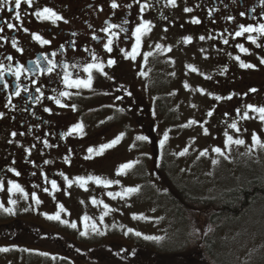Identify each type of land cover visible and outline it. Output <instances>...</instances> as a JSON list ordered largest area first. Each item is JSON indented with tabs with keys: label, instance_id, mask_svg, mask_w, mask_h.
Instances as JSON below:
<instances>
[{
	"label": "flooded vegetation",
	"instance_id": "1",
	"mask_svg": "<svg viewBox=\"0 0 264 264\" xmlns=\"http://www.w3.org/2000/svg\"><path fill=\"white\" fill-rule=\"evenodd\" d=\"M44 9L60 19L36 15ZM16 11L14 3L0 10V249H7L5 258L30 260L27 264L129 261L123 243L85 239V230L69 224L79 231L72 236L62 219H50L54 216L42 208L59 188L61 170L109 153L90 154L93 146L85 153V104L96 96L113 103L109 112L115 120L124 126L126 118L133 125L138 121L150 135L162 100L152 89L168 87L170 70L152 48L142 53L140 44L149 40L146 28H174L185 40L205 42L216 52L219 68L211 80L228 86L231 96L219 118L235 124L239 114L261 116L264 0H175V6L171 0H33L31 7L21 4L20 20ZM128 60L150 105L130 81ZM99 134L93 132L91 142Z\"/></svg>",
	"mask_w": 264,
	"mask_h": 264
},
{
	"label": "rangeland",
	"instance_id": "2",
	"mask_svg": "<svg viewBox=\"0 0 264 264\" xmlns=\"http://www.w3.org/2000/svg\"><path fill=\"white\" fill-rule=\"evenodd\" d=\"M145 30L149 40L141 42L140 51L152 48L160 63L170 70L168 87L152 89L159 90L162 100L157 103L158 118L151 119L150 135L145 134L138 121L133 125V120L118 116L126 118L124 126L115 120L109 112L114 109L113 103L99 101L98 96L91 98L85 104V153L89 146H93L89 147L90 154L109 153L85 157L78 168L67 173L61 170L59 188L51 191L48 205L42 208L62 219L72 236L79 231L69 224L85 230L81 234L93 241L121 242L166 253L184 252L188 257L192 251L196 260L190 264H264V199H253L233 219L225 218L220 211L200 217L203 201L212 206L228 202L233 192L264 177V118L251 114L245 119L246 114H239L235 124L219 118V113L226 112L231 96L228 86L211 80L219 68L216 52L205 42L195 44L187 36L185 40L174 28ZM126 64L133 71L130 81L135 82V64L130 60ZM137 91L144 102L147 93L143 92L144 96L138 87ZM90 102H95L94 106L90 107ZM146 103L150 105L149 94ZM93 132L100 134L91 142ZM254 136L259 143L254 142ZM237 140L244 143L238 145ZM110 144L113 146L107 147ZM185 150L186 154L180 155ZM126 165L132 167L125 168ZM121 169L124 171L117 175ZM171 182L172 188L183 196L179 202L193 205L196 201V209H178L170 196ZM55 197L59 202L56 205ZM192 243L198 246L199 254L196 249L191 250ZM5 257L0 251V264L30 261ZM130 263L123 260V264Z\"/></svg>",
	"mask_w": 264,
	"mask_h": 264
},
{
	"label": "trees",
	"instance_id": "3",
	"mask_svg": "<svg viewBox=\"0 0 264 264\" xmlns=\"http://www.w3.org/2000/svg\"><path fill=\"white\" fill-rule=\"evenodd\" d=\"M169 191L173 193L170 196H172L177 202L179 207L178 209H181L182 207L191 209L197 208L196 201H194L193 205H190L191 202L188 205H183L179 202L183 196L178 194L172 188V182L169 185ZM253 199H264V177L255 183L246 185L240 190L233 192L229 198L230 201L228 202H220L219 204L212 206L210 202L206 203L203 201L200 206V217L202 216L205 218V216H213L220 211L225 218L233 219L240 216V211L242 212L246 209L248 204H250ZM186 201L188 203L189 200L186 199ZM135 250L137 253H133V257L129 258V262H131L130 264H190L189 260H187L189 257L184 252L166 253L154 251L149 248L146 249L144 247H136ZM123 260H121L122 264Z\"/></svg>",
	"mask_w": 264,
	"mask_h": 264
},
{
	"label": "snow or ice",
	"instance_id": "4",
	"mask_svg": "<svg viewBox=\"0 0 264 264\" xmlns=\"http://www.w3.org/2000/svg\"><path fill=\"white\" fill-rule=\"evenodd\" d=\"M32 2H33V0H0V10H3V6H4L5 4H12V3H14L15 9L17 10V11H16V15H15V19H16V20H20V18H21V13H20L18 10L20 9L21 4H22V3H25V4H27L29 7H31V6H32ZM171 2H172V4H173V6H175V0H171ZM112 7L115 8V7H116V4H113ZM11 10H12V9H9V11H11ZM189 11H190V9H189ZM36 15H37V16H42V17H44V18L55 17L56 20H59V19H60L59 16H56L55 13L50 12L48 9H44L43 12H38V13H36ZM193 23H199V21H198V20H197V21H193ZM9 27H11V25H9ZM146 27H147V26H146ZM137 31L139 32L140 29H137ZM244 31H246V32H253V31H256V29H253V28H245ZM260 31L264 32V28H261ZM237 35H239V33H237ZM36 39H39V37H36ZM188 42H190V41H188ZM109 43H111V41H109ZM13 46L15 47V45H13ZM242 51H243V49H242ZM247 67H251V65H247ZM189 70H190V71H195V69H189ZM206 79H207V77H206ZM230 98H231V97H229V99H230ZM250 110H251V111H257V109H254V108H253V109H250ZM259 113H260L261 117L264 118V108L259 109ZM209 115H211V113H209ZM244 118L247 119L248 117L245 116ZM232 127L235 128V125H232ZM77 130H78V129L74 128V129H72V132H76ZM80 130L82 131V128H81ZM69 134L71 135V133H69ZM205 134H207V132H205ZM139 139H144V138H143V137H140ZM167 139H168V137H167V135H165L164 140L166 141ZM253 139H254V142H255V143H259V141L256 140L255 136L253 137ZM229 141L231 142V137H229ZM114 143H118V141H116V142H114ZM235 143L238 144V145H242L244 142H243L242 140H237V141H235ZM112 146H113V145L110 144V145H108L107 147H112ZM162 146H163V142L161 143V147H162ZM262 147H264V145H262ZM90 151H91V150H90ZM100 151L102 152L103 149H101ZM186 151H187V150H185L184 152H181L180 155H185V154H186ZM214 151H216V152H217L218 154H220V155H223V153L220 152L219 149H214ZM98 154H99V153H98ZM201 155H206V153H201ZM131 167H132V165H126V166H125V168H131ZM123 171H124V169H121V172H118L117 175L122 174ZM14 187H15V186H14ZM53 187H55V185H53ZM128 191H129V192H132V191H138V190L129 189ZM49 218H50V219H58V217H49ZM0 251H7V249H0Z\"/></svg>",
	"mask_w": 264,
	"mask_h": 264
}]
</instances>
